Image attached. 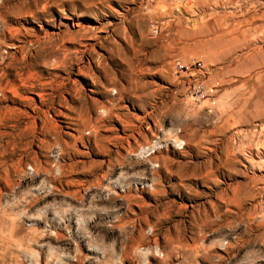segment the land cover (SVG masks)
Returning a JSON list of instances; mask_svg holds the SVG:
<instances>
[{
	"label": "rangeland",
	"instance_id": "374dc122",
	"mask_svg": "<svg viewBox=\"0 0 264 264\" xmlns=\"http://www.w3.org/2000/svg\"><path fill=\"white\" fill-rule=\"evenodd\" d=\"M54 1L0 0V264H264V0Z\"/></svg>",
	"mask_w": 264,
	"mask_h": 264
},
{
	"label": "built area",
	"instance_id": "2783aa9c",
	"mask_svg": "<svg viewBox=\"0 0 264 264\" xmlns=\"http://www.w3.org/2000/svg\"><path fill=\"white\" fill-rule=\"evenodd\" d=\"M172 69L174 75L184 81V89L192 101L208 100L210 104H215V86L206 82L207 69L200 59L191 58L187 61L175 59Z\"/></svg>",
	"mask_w": 264,
	"mask_h": 264
},
{
	"label": "bare ground",
	"instance_id": "6f19581e",
	"mask_svg": "<svg viewBox=\"0 0 264 264\" xmlns=\"http://www.w3.org/2000/svg\"><path fill=\"white\" fill-rule=\"evenodd\" d=\"M53 1V0H52ZM55 1H58V0H55ZM55 1H54V3H55ZM59 1H62V0H59ZM71 2L73 1V0H70ZM76 1H82V4H83V6L84 7H87V6H91L93 3H95V1L94 0H76ZM98 2H96V3H103L104 1H107V0H97ZM90 2V3H89ZM30 3V1H27L26 3H25V5L24 6H27V4H29ZM35 4V3H34ZM37 13V12H36ZM42 13V12H41ZM262 16V15H261ZM103 27H105V24H103L101 27H100V29L101 28H103ZM95 29L96 28H90V27H81V28H79V30H77V32L76 33H74L75 35L74 36H79V37H84V36H89V37H95ZM71 38H72V35H71ZM87 49V48H86ZM259 76V75H258ZM115 93L117 92L116 90L114 91ZM181 143V142H180ZM183 143V142H182ZM185 143V142H184ZM156 146V145H155ZM155 146L152 148V149H154L155 148ZM159 147V146H158ZM157 147V148H158ZM151 150V149H150ZM152 153V152H151ZM156 165V164H155Z\"/></svg>",
	"mask_w": 264,
	"mask_h": 264
}]
</instances>
